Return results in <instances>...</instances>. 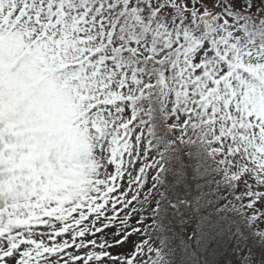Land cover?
<instances>
[{
  "label": "snow or ice",
  "instance_id": "obj_1",
  "mask_svg": "<svg viewBox=\"0 0 264 264\" xmlns=\"http://www.w3.org/2000/svg\"><path fill=\"white\" fill-rule=\"evenodd\" d=\"M222 236L264 264V0H0V264Z\"/></svg>",
  "mask_w": 264,
  "mask_h": 264
},
{
  "label": "trees",
  "instance_id": "obj_2",
  "mask_svg": "<svg viewBox=\"0 0 264 264\" xmlns=\"http://www.w3.org/2000/svg\"><path fill=\"white\" fill-rule=\"evenodd\" d=\"M229 240V237L222 236L212 244V250L215 253L212 259L217 261V264H232L234 249L229 248ZM235 259H240L239 254L235 255Z\"/></svg>",
  "mask_w": 264,
  "mask_h": 264
}]
</instances>
